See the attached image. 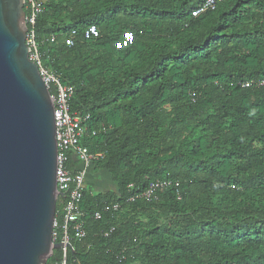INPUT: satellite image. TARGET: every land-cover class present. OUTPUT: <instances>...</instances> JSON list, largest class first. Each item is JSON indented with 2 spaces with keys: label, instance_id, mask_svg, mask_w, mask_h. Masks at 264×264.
Wrapping results in <instances>:
<instances>
[{
  "label": "trees",
  "instance_id": "obj_1",
  "mask_svg": "<svg viewBox=\"0 0 264 264\" xmlns=\"http://www.w3.org/2000/svg\"><path fill=\"white\" fill-rule=\"evenodd\" d=\"M205 1L48 0L37 17L43 66L90 118L82 146L107 152L87 175L117 187L84 189L68 264H264V0ZM157 181L171 187L128 202Z\"/></svg>",
  "mask_w": 264,
  "mask_h": 264
},
{
  "label": "water",
  "instance_id": "obj_2",
  "mask_svg": "<svg viewBox=\"0 0 264 264\" xmlns=\"http://www.w3.org/2000/svg\"><path fill=\"white\" fill-rule=\"evenodd\" d=\"M25 0H0V264H47L57 189L54 102L26 44Z\"/></svg>",
  "mask_w": 264,
  "mask_h": 264
},
{
  "label": "built area",
  "instance_id": "obj_3",
  "mask_svg": "<svg viewBox=\"0 0 264 264\" xmlns=\"http://www.w3.org/2000/svg\"><path fill=\"white\" fill-rule=\"evenodd\" d=\"M222 1L206 0L203 9L206 11ZM47 2L48 0H25L24 10L28 11L25 19L28 29L26 44L30 48V58L32 62L37 64L44 83L49 91L52 88L55 93V96H52V98L54 102V120L58 147L57 189L62 195L68 194V198L66 203L63 204L61 221L57 219L54 221L53 242L62 245L59 249L61 257L55 264H68V254L74 253L75 245L83 242L86 238L85 214L80 210V203L85 189V179L94 162L103 160L107 152L90 154L82 146V141L88 133L87 123L90 118L70 112V101L74 96V88L63 85L60 79L54 73L49 72L42 64L34 27L36 26L37 17L43 13ZM89 34L91 37H98V31L94 27L89 29ZM54 41V38L50 39L51 43ZM65 45L72 47L74 41L67 39L65 40ZM118 47H122L120 43ZM250 86V84H245V87ZM256 86L264 87V79L257 82ZM90 133L92 136L97 135L96 131H91ZM70 155L75 156L80 161V167L77 170L72 171L68 166ZM169 187H171V183L168 181L152 182L143 193L130 197L128 202L133 204L139 199L152 202L157 192L166 190ZM120 208L119 204H106L104 211L118 212ZM101 217L100 213L95 215L96 220H100Z\"/></svg>",
  "mask_w": 264,
  "mask_h": 264
},
{
  "label": "rangeland",
  "instance_id": "obj_4",
  "mask_svg": "<svg viewBox=\"0 0 264 264\" xmlns=\"http://www.w3.org/2000/svg\"><path fill=\"white\" fill-rule=\"evenodd\" d=\"M84 188H91L93 193H106V192H117V187L114 183L111 182L110 178L103 172H99L96 174V176H92V174L87 175L85 179V185ZM159 217L157 218L160 222V224H167L168 218L164 214H157ZM150 216V215H149ZM155 217V216H154ZM142 220L146 223L148 219L145 216H142ZM118 219L120 221L122 219H125L124 217H117V221L115 225H119Z\"/></svg>",
  "mask_w": 264,
  "mask_h": 264
}]
</instances>
